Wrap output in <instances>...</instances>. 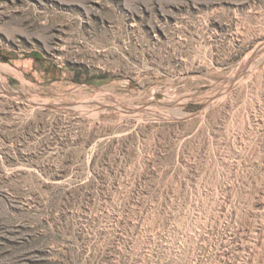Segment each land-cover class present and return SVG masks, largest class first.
Segmentation results:
<instances>
[{
  "label": "rangeland",
  "instance_id": "1",
  "mask_svg": "<svg viewBox=\"0 0 264 264\" xmlns=\"http://www.w3.org/2000/svg\"><path fill=\"white\" fill-rule=\"evenodd\" d=\"M0 264H264V0H0Z\"/></svg>",
  "mask_w": 264,
  "mask_h": 264
},
{
  "label": "bare ground",
  "instance_id": "2",
  "mask_svg": "<svg viewBox=\"0 0 264 264\" xmlns=\"http://www.w3.org/2000/svg\"><path fill=\"white\" fill-rule=\"evenodd\" d=\"M208 221V220H207Z\"/></svg>",
  "mask_w": 264,
  "mask_h": 264
}]
</instances>
